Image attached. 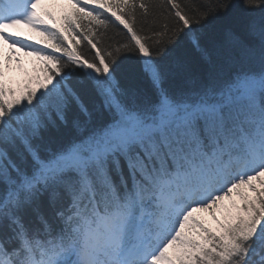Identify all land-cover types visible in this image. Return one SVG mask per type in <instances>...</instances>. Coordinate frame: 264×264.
I'll list each match as a JSON object with an SVG mask.
<instances>
[{
  "label": "snow or ice",
  "instance_id": "1",
  "mask_svg": "<svg viewBox=\"0 0 264 264\" xmlns=\"http://www.w3.org/2000/svg\"><path fill=\"white\" fill-rule=\"evenodd\" d=\"M67 5L0 0V264H264V0Z\"/></svg>",
  "mask_w": 264,
  "mask_h": 264
},
{
  "label": "rangeland",
  "instance_id": "2",
  "mask_svg": "<svg viewBox=\"0 0 264 264\" xmlns=\"http://www.w3.org/2000/svg\"><path fill=\"white\" fill-rule=\"evenodd\" d=\"M22 29H27L22 27ZM21 33V32H20ZM22 36H25L21 33ZM15 52V55L12 57L11 61H6L4 57L6 55ZM17 58H19V64H17ZM31 63V64H30ZM36 64V65H34ZM0 65H7L5 68V77L7 83H13L14 77H21V73L24 71V68H32L33 66H39V61L31 58L30 55H25L24 51H21L19 48L12 50L7 47V45H3L0 43ZM18 85H22L23 82H16ZM199 216H203L206 220L210 221V217H208L207 213H197Z\"/></svg>",
  "mask_w": 264,
  "mask_h": 264
},
{
  "label": "trees",
  "instance_id": "3",
  "mask_svg": "<svg viewBox=\"0 0 264 264\" xmlns=\"http://www.w3.org/2000/svg\"><path fill=\"white\" fill-rule=\"evenodd\" d=\"M43 4H44V6L48 7L49 10H51L54 13V15L57 16V18H59V15L61 14V12L64 11V10H66V8L68 6L67 5V0H45L43 2ZM85 23H87V21H85ZM120 27H122V26H120ZM97 31L98 32H107V35L109 37L115 35V33L113 31H109V30H106V29H97ZM29 32H30V35L35 36V34L32 33L30 30H29ZM97 38L99 39V37H97ZM110 42H111L110 40L105 39L103 41V43H102V47L105 46L107 43H110ZM86 43L87 42L85 41L84 44H86ZM78 47L81 48V49H83V44L80 45V46H78ZM93 54H94V52H93ZM191 55H192V60H193V71L194 72H198L199 69H200V65H199L197 56H196L195 53H192ZM32 58L36 59L35 57H32ZM34 65H36V64H34ZM38 67L39 66H33L32 68H28V67L24 68V71L21 73V77H19V78H15L14 77L13 83H10L9 82L8 84L10 86H12L13 88L17 87L18 84L16 82H18V83L19 82H24L27 76H33V75H35L36 74V71L35 70ZM70 131H71L70 128H65V129H63V132L62 133H58L57 135L67 134Z\"/></svg>",
  "mask_w": 264,
  "mask_h": 264
}]
</instances>
